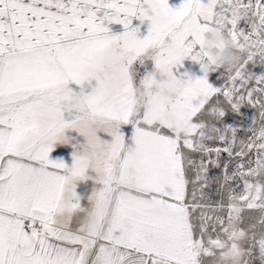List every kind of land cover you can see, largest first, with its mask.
I'll return each instance as SVG.
<instances>
[{
  "label": "snow or ice",
  "instance_id": "obj_1",
  "mask_svg": "<svg viewBox=\"0 0 264 264\" xmlns=\"http://www.w3.org/2000/svg\"><path fill=\"white\" fill-rule=\"evenodd\" d=\"M133 18L150 21L143 38ZM217 28L234 67L211 61ZM258 57L264 0H0V264H264ZM185 59L203 75L178 76ZM242 106L255 110L243 136L223 122ZM68 130L84 138L71 167L50 158Z\"/></svg>",
  "mask_w": 264,
  "mask_h": 264
},
{
  "label": "rangeland",
  "instance_id": "obj_2",
  "mask_svg": "<svg viewBox=\"0 0 264 264\" xmlns=\"http://www.w3.org/2000/svg\"><path fill=\"white\" fill-rule=\"evenodd\" d=\"M184 2V0H168L169 6L172 8H179L180 5ZM134 19V18H133ZM105 26L109 28V31L113 35H120L124 31L116 32L119 29L117 25L114 23H105ZM132 27L139 28L138 36L140 38H143L148 34V29L150 27V21H140L138 19L133 20ZM154 68V65L151 61H146L145 66L139 68V71L141 74H146L147 71H152ZM223 69H220L218 72H212L209 74V83L212 84L214 87H222L224 80L220 78V74L223 73ZM249 71L256 74L261 75L264 74V60H261L259 57L257 58V62L254 65H249ZM178 76H191L193 78L201 77L203 75L201 71L200 64L191 60V59H185L182 62V65L179 67ZM95 82L93 81V85ZM69 87H71L74 91H80V88L78 85L70 84ZM90 90V89H89ZM255 117V110L252 109L249 106H242L240 109V113H232V112H226L225 116L223 118L224 124L237 128L239 130L238 134L243 136L244 130L248 129L252 121ZM221 174L220 169L218 168H212L209 172V176L211 178H217ZM216 189L217 184L213 183L210 188V195L215 199L216 197Z\"/></svg>",
  "mask_w": 264,
  "mask_h": 264
},
{
  "label": "crops",
  "instance_id": "obj_3",
  "mask_svg": "<svg viewBox=\"0 0 264 264\" xmlns=\"http://www.w3.org/2000/svg\"><path fill=\"white\" fill-rule=\"evenodd\" d=\"M133 20H135V18ZM115 25H117L119 28H122V29L117 30L116 32L125 31L123 25L121 24H115ZM65 118L70 119L71 117L69 116V114L65 113ZM122 131L125 133L127 137H129L128 142L129 144H131L130 138L133 134V129L131 128V126L123 127ZM66 135L71 138L70 143L67 145L58 144L55 151L50 154V158L52 160L62 159L65 162V164L71 167L73 163V153H74L73 146L76 145L77 143H83L84 138L80 136L79 133L76 132L75 130H68L66 132ZM105 138L111 139L110 137H105ZM88 175L90 177H93V179H89L86 181H79L76 186V192L81 197V204L84 207H87L89 204L87 197L91 195L93 188L99 187V185L96 184L94 180V177L96 174L90 170Z\"/></svg>",
  "mask_w": 264,
  "mask_h": 264
},
{
  "label": "clouds",
  "instance_id": "obj_4",
  "mask_svg": "<svg viewBox=\"0 0 264 264\" xmlns=\"http://www.w3.org/2000/svg\"><path fill=\"white\" fill-rule=\"evenodd\" d=\"M203 40L211 61L225 68L234 67L238 62L239 56L234 50L233 42L220 29L206 32ZM92 223V218L87 217L85 226H90Z\"/></svg>",
  "mask_w": 264,
  "mask_h": 264
}]
</instances>
